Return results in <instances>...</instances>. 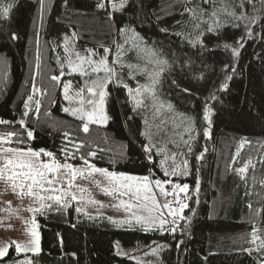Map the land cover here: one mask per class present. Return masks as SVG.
<instances>
[{
    "label": "trees",
    "instance_id": "trees-1",
    "mask_svg": "<svg viewBox=\"0 0 264 264\" xmlns=\"http://www.w3.org/2000/svg\"><path fill=\"white\" fill-rule=\"evenodd\" d=\"M100 2L44 0L41 14L40 0H13L10 17L0 19V120L9 122L0 124V134L16 132L22 143H16L14 138L10 146L44 149L60 162L65 160L61 149H67L75 154V159H68L75 165L83 164L80 157L84 156L99 168L164 179L168 177L160 167L163 154L158 155L154 148L150 162L144 151L149 139L141 133L147 130L146 119L148 124L165 120L164 131L155 135L152 142L165 147L169 155L177 154L174 163L168 160L169 169L176 165L182 168V162L187 159L188 174L172 179L189 185L186 200L189 207L183 215L191 219L180 220L175 225V233L144 231L135 223L131 227L117 226L104 215L78 213L71 201L66 209L49 202L51 208L35 214L40 252L30 255L33 264H137L133 258L116 254V241L142 252L150 248L144 255L147 264H255L257 254L249 255L242 249L252 247L246 241L251 239L253 226L261 230L259 235L264 238V8L261 0H255V10L252 5H246L247 16L243 20L222 12V7L231 9L240 0H216L215 5H202L209 13L215 10L220 15L221 27L212 33L206 31V23L199 29L193 27L199 21L184 12L185 7L194 6L185 0H127L125 8L119 11H110L108 0H103L105 8L100 9L97 7ZM115 2L119 4V0ZM252 16L257 17L255 23L249 22ZM202 19L211 23L213 18ZM123 27L135 29L167 61L156 92L161 101L172 103L173 110H163L155 120L151 108L134 111V103L123 85L135 88L143 77L138 72L129 76L128 69L121 68L118 77L107 87L105 107L109 119L105 124L90 123L85 133L82 121L62 111V80L70 75L65 74L60 83L51 81L50 76L60 74L57 57L64 61L65 36L70 38L73 48L102 51L113 41H124L125 37L118 31ZM200 32L204 33L200 37L203 47L199 43L194 47L189 41H195ZM13 33L18 39H11ZM225 44L231 47L226 49ZM232 47L239 48L238 56L232 55ZM37 49L41 58L38 73ZM33 75H36V85L46 95L35 97L41 100L39 113L35 111V103L30 102L29 115L24 117V102L31 94ZM227 76L231 79H226ZM224 83L227 88L221 89ZM205 105L211 110L210 127L203 119ZM181 113L192 118L193 139L188 144L180 142L179 135L175 134L183 133L187 124L181 123ZM21 119L25 121V128L19 125ZM206 127L210 132L208 137L204 136ZM28 130L33 132L32 139L27 137ZM151 130L156 132L155 127ZM184 139H189L188 133H184ZM169 140H175L178 147ZM242 140L246 143L233 163ZM76 144L83 145L78 152ZM89 152L96 155L90 157ZM201 153L203 159L197 160ZM248 161L251 164L242 178L236 169ZM157 245L162 247L153 255L151 249ZM16 256L10 248L1 261Z\"/></svg>",
    "mask_w": 264,
    "mask_h": 264
},
{
    "label": "snow or ice",
    "instance_id": "snow-or-ice-1",
    "mask_svg": "<svg viewBox=\"0 0 264 264\" xmlns=\"http://www.w3.org/2000/svg\"><path fill=\"white\" fill-rule=\"evenodd\" d=\"M186 4L194 5L191 7H185L184 12L189 13L191 18L195 21L198 20L199 23H194L193 27L199 29L202 23L208 24L206 31L209 33L214 32L217 28L221 27L220 15L213 10L209 13L202 5L213 4L215 5L216 0H200V3H196L195 0H185ZM223 2V0H222ZM111 7L116 10H123L127 4V0H119V4L115 0H108ZM262 8H264V0H261ZM246 5H252L253 10H255V0H240L239 4L233 5L230 9L228 6L222 7V12L224 15L232 17L236 20H243L247 16ZM44 6V0H40V10L42 14ZM14 7L13 0H0V19L7 20L10 17V13ZM100 9L105 8V3L101 0L97 4ZM236 8L242 11L237 13ZM204 16H210L213 19L211 23L203 20ZM111 18V17H110ZM249 19L250 23H255L257 17L252 16ZM238 26V25H233ZM248 35H251V29L245 26ZM119 34L125 37L124 44H116V54L109 61L110 49L104 48V55L99 59H94L98 53L94 49H86L85 55H81L80 52L70 49L69 47V37H64L63 50L66 53L64 61L62 62L60 57H57V63L60 66L59 75H51L50 80L56 83L61 82V78L65 75V65L67 67V74L71 75L73 73L79 74L81 77H88L84 81L83 86L72 93L73 85L71 81L63 84V96L69 104L78 103V107H64L62 111L68 113L69 115L75 117L76 119L83 122V131L87 133L89 131L90 123L102 124L108 120V116L105 114L104 103L106 92L105 88L107 84L113 79L117 78L119 75V69L127 68L129 70V76L134 75L135 72H143L148 77V83L140 85L135 90L129 88L127 84H124L134 103L133 110L140 108H151L153 109V120L157 119L161 112L165 109L168 111L173 110V105L171 102L161 101L156 92V85L159 83V77L164 71V65L167 61L161 58V54L157 52L154 48L148 46H141L143 43V38L135 31L133 28L123 27L120 28ZM161 31H166L161 29ZM130 33V35H128ZM203 32H200L195 41H189L195 47L199 43L203 47V41L200 39L203 36ZM75 36V33H73ZM11 39L16 40L18 36L13 33ZM38 43V41H37ZM125 44H131L130 50H135L138 57L144 60L146 63L143 67L137 64H123L122 57L125 50ZM239 44V41H237ZM242 47V45H240ZM224 47L227 49L231 47L225 44ZM232 55H239V48L232 47ZM151 64L154 66V70L149 71L147 65ZM41 66V58L39 54V49H37L36 64L35 68L37 73L39 72ZM228 65H225L227 68ZM235 71V69H233ZM103 73V75H99ZM95 76V78H93ZM226 79H231V76H227ZM32 89L31 94L27 97L24 102V113L23 116L27 117L30 111V102L35 103V111L39 113L41 100L35 99L37 95H46V91L42 90L36 85V75L32 77ZM175 83V82H174ZM227 88V83L221 85V89ZM185 93H188V89H183ZM85 92L87 97H85ZM215 99V96L212 97ZM85 104L88 107H85ZM211 110L205 105L203 119L209 124ZM181 123L187 122L184 125L183 133H175L179 135L180 142L188 144L189 140L193 139L190 133L192 132V118L185 116L184 114H179ZM8 121L0 120V124H8ZM147 130L142 132L141 135L147 136L149 139V144L144 146V151L148 155V159L152 160V151L155 148L158 155L163 154V159L160 160V167L163 170L165 177H175L179 175L188 174V161L185 159L182 162V168L179 165L171 167L166 166L169 159L173 161L176 160V153L168 154L165 147H160L158 144L153 143V137L159 135L164 131L163 126L166 124L165 120H160L159 124H148L147 119L145 120ZM21 128H25V121L21 119L19 121ZM181 125H175L179 128ZM156 128V132H152V128ZM184 133L189 134V139H184ZM67 133L65 136L67 137ZM210 135L209 128L204 129V136L208 137ZM18 133L7 132L0 134V180H4L5 183L9 184L13 193L19 195L20 197L27 196L33 200L34 203L38 204V207H29L27 210L33 213L31 220V227L27 228V233L30 237L27 241L20 242L12 240L10 243L0 246V259L7 256L9 247L15 246V251L19 255L21 253L31 252L33 254H39V233L37 231L38 225L36 223L35 214H43V212L52 207V203L60 205L63 208L69 207V200L80 201L83 196H78L77 192L83 194L88 191L87 188L75 183L77 178L88 179L92 177L95 173H99L108 180V184L111 187H103L101 191L105 195L118 197L127 196L128 200L125 201L121 199L118 205H113V207L122 208L128 215L123 219H114L109 217L111 223L117 226L128 225L131 227L133 222L139 225L144 231L159 230L161 233L170 230L175 233V225L179 220L188 219L190 217H185L183 215L184 209L188 208L189 205L185 202L188 198L189 185L174 183L171 179H155L151 180L149 176H135L128 175L125 173L110 172L107 169L97 168L95 165L91 164L87 158L81 156L80 159L84 167H76L72 163L67 162L68 159H75V154L67 151V149H61L65 156L64 162L58 161L52 152L40 149L39 151H34L31 148L22 149L18 147H10L6 145H11L14 138L16 143H22L20 139L17 138ZM28 139L33 138V132L31 130L27 131ZM174 146L178 147L175 140H169ZM246 141H241L240 147L237 149L236 156H233V163L236 162L237 156L240 150L243 148ZM83 147L82 144H76L75 150L78 152L79 149ZM192 149L189 148V152ZM49 157L50 160L45 162L40 159L41 156ZM95 152H89L88 156L94 157ZM197 160L203 159V153L196 157ZM251 161H248L244 166L236 169L238 174H243L247 172ZM151 171V170H150ZM99 187V182H95ZM171 186V191L168 190L167 186ZM75 189V191L73 190ZM197 191H199V180H197ZM184 193V199L180 198V194ZM158 197H164L165 202L160 203ZM172 197V199H168ZM52 202V203H49ZM9 205L10 201L7 202ZM88 203L97 204L100 203L94 199H89ZM173 204L178 205V207H173ZM101 207L103 205L101 204ZM251 208V205H249ZM166 210V212H165ZM4 211H9V209H4ZM79 213L82 211L81 208H76ZM259 212V210H257ZM146 213V214H145ZM87 215V213H85ZM171 217V219H169ZM3 223V221H0ZM187 226V225H186ZM9 227H11L9 225ZM261 230L257 229L255 226L252 227L250 237L246 243L252 245V247L243 248L242 251L247 252L249 255L256 253L255 264H264V238L259 235ZM162 246L157 245L151 249L153 255H156ZM179 247V244L177 245ZM119 254V253H118ZM15 264H33L32 259L26 257L23 260H17ZM137 264H140L137 261Z\"/></svg>",
    "mask_w": 264,
    "mask_h": 264
},
{
    "label": "rangeland",
    "instance_id": "rangeland-1",
    "mask_svg": "<svg viewBox=\"0 0 264 264\" xmlns=\"http://www.w3.org/2000/svg\"><path fill=\"white\" fill-rule=\"evenodd\" d=\"M108 8L110 11L114 10L111 7V4L108 5ZM124 41H125V39H124ZM124 41L123 40L116 41V42L113 41L111 46L106 47V48L110 49L109 61H111V59L116 54V51H117L116 44L117 43L124 44ZM63 44H64V42H63ZM145 45L148 47H151L147 43H145V41L143 39V43L141 46H145ZM69 47H70V49H74L75 51L80 52L81 55L86 54L85 51H81L75 47L73 48L70 44V41H69ZM62 49H63V46H62ZM88 49H92V48H88ZM130 49H131V44H125V50H124L123 57H122V63L125 65L137 64V65H140L141 67H143L146 62L144 60H141L138 57L137 52L135 50H130ZM95 51L98 53V55L96 57H94V59H99L101 56L104 55L103 49H102V51H97V50H95ZM65 56H66V53L63 50V59L65 58ZM147 68L149 71L154 70V66L151 64H148ZM128 72H129V70H128ZM65 74L69 75V74H67L66 65H65ZM138 74H140L143 77V80L138 82L136 87L132 88L133 90H135L140 85L148 83V77L143 72H138ZM99 75L102 76L103 73H100ZM93 78H95V76H93ZM86 79H88V77H81L79 74L73 73L68 78L62 80V93H61L62 103H61V105L63 108L64 107H78L79 106L78 103L69 104V102L64 99L63 84L71 81V83L73 85L72 93L74 94V92L76 90H78L81 86H83L84 81ZM111 82H114V79L112 81H110L109 83H111ZM108 84L105 88L106 95L108 92V89H107ZM127 95L131 101V98L128 94V91H127ZM85 97H87L86 92H85ZM105 105H106V101L104 103V110H105V114L107 115ZM85 107L87 108L88 105L85 104ZM108 119H109V116H108ZM106 122H104V124ZM6 146H10V145H6ZM10 147H12V146H10ZM26 149H28V148H26ZM31 149L34 151H39V150H35L33 148H31ZM40 159L45 161V162L50 160L49 157H46L43 155L40 157ZM67 162H69V161H67ZM73 165H75V164H73ZM75 166L76 167H84L83 164H78ZM97 168H99V167H97ZM108 171H110V170H108ZM110 172H113V171H110ZM128 175H132V174H128ZM135 176H139V175H135ZM150 179L155 180V179H160V178L150 177ZM164 179H171L172 182L180 183L182 185L186 184V183L177 182L176 180L172 179V177H168V178H164ZM164 179H161V180H164ZM96 181L99 182V185H100L99 187L96 185V183H95ZM75 183H77V184L81 185L82 187H85L88 189V191L83 193V194L77 192L78 196H81V195L83 196L82 200H80L78 202L69 200L74 204L75 209L78 207L81 208L82 209L81 212L84 214L87 213V216L104 215L106 217H112L114 219H123V218H126V216L128 215L127 213L124 212V210L122 208L113 207V205H118L119 201L121 199L127 201L128 197L127 196L118 197L116 195H113V196L105 195L101 191V188L111 187V186L108 184V180L104 176H102L101 174L95 173L92 177H90L88 179L77 178ZM167 188L169 191H171L170 185H168ZM73 190L75 191V189H73ZM184 195H185L184 193H181L180 198L184 199ZM158 198H159V201L161 204H163L165 202L164 197H158ZM89 199H94L96 201H99L100 203H97V204L88 203ZM168 199H172V197H169ZM8 201L11 202L10 205L7 203ZM185 202H186V200H185ZM101 204L103 205V207H101ZM29 207H38V204L34 203L33 200L27 196L20 197L19 195L14 194L10 185L5 183L4 180H0V221H3V223H0V246H3L4 244L10 243L12 240L24 242V241H27L28 239H30V237L27 233V228L31 227V220L33 217V213L29 212L27 210ZM173 207H178V205L173 204ZM4 209H9V211H4ZM165 212H166V210H165ZM169 219H171V217H169ZM179 221L180 220L178 219V222ZM36 223L38 225L37 231L39 233V224L37 221H36ZM133 223H135V222H133ZM9 225L11 227H9ZM39 246H40V236H39ZM10 248L13 249V254H15L17 256L14 257L13 259H6L5 261H1V259H0V264H15V262L17 260H23L26 257L31 259L30 255L33 254L31 252H28V253H21L20 255H18L15 251L14 245L9 247V249ZM149 251H150V248L146 252L145 251L142 252V251H139L137 248L124 247V246H122V244L119 241L115 242L116 254L119 253L118 255L121 254L122 256H127L130 258H133L136 261H139L140 264H147L146 260L144 259V255H145V253H148Z\"/></svg>",
    "mask_w": 264,
    "mask_h": 264
}]
</instances>
